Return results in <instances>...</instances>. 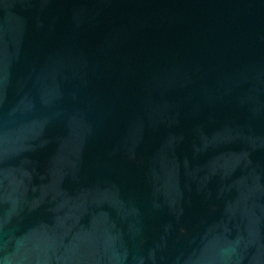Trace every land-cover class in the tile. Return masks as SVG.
<instances>
[{"label":"water","instance_id":"obj_1","mask_svg":"<svg viewBox=\"0 0 264 264\" xmlns=\"http://www.w3.org/2000/svg\"><path fill=\"white\" fill-rule=\"evenodd\" d=\"M0 264H264V0H0Z\"/></svg>","mask_w":264,"mask_h":264}]
</instances>
